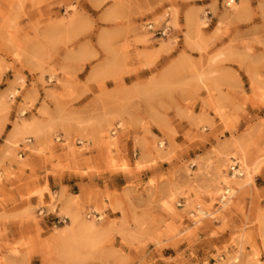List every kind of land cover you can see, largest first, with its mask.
<instances>
[{
	"label": "rangeland",
	"instance_id": "rangeland-1",
	"mask_svg": "<svg viewBox=\"0 0 264 264\" xmlns=\"http://www.w3.org/2000/svg\"><path fill=\"white\" fill-rule=\"evenodd\" d=\"M0 264H264V0H0Z\"/></svg>",
	"mask_w": 264,
	"mask_h": 264
},
{
	"label": "bare ground",
	"instance_id": "bare-ground-1",
	"mask_svg": "<svg viewBox=\"0 0 264 264\" xmlns=\"http://www.w3.org/2000/svg\"><path fill=\"white\" fill-rule=\"evenodd\" d=\"M173 19H174V17H173ZM26 126V125H25ZM34 131V133L35 132H37L38 130H37V128L35 129V130H33ZM32 131V132H33ZM107 159H109V157H107ZM224 181H226L225 179H224ZM233 183L235 184V185H240L241 186V181H233ZM217 191H218V189H217ZM222 197H224L223 195H221ZM223 200V199H222ZM63 210H64V212H65V214H66V216L69 218V220H70V224H68V230H70V232L69 233H71V234H73V230H75L76 229V232H88V233H91V232H93V224H91V223H84V222H81V223H79L78 221H79V217H78V214H77V212L76 211H73V210H71V206H70V202H68V201H65L64 202V205H63ZM199 211V213L200 214H202V215H206L207 214V212L206 211H203V210H201V209H199L198 210ZM74 233H75V231H74Z\"/></svg>",
	"mask_w": 264,
	"mask_h": 264
}]
</instances>
